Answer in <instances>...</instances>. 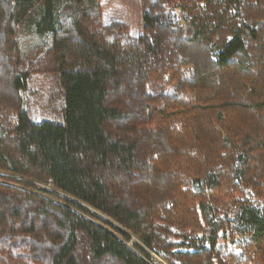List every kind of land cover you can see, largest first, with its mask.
I'll return each mask as SVG.
<instances>
[{
  "label": "trees",
  "instance_id": "trees-1",
  "mask_svg": "<svg viewBox=\"0 0 264 264\" xmlns=\"http://www.w3.org/2000/svg\"><path fill=\"white\" fill-rule=\"evenodd\" d=\"M172 1L135 38L100 0H0V264H264V0ZM20 33L59 123L24 110Z\"/></svg>",
  "mask_w": 264,
  "mask_h": 264
},
{
  "label": "rangeland",
  "instance_id": "rangeland-1",
  "mask_svg": "<svg viewBox=\"0 0 264 264\" xmlns=\"http://www.w3.org/2000/svg\"><path fill=\"white\" fill-rule=\"evenodd\" d=\"M169 6L178 14L186 10L182 0H173ZM100 8L103 25L118 22L129 28V34L132 37L136 38L142 34L141 0H100ZM20 34L19 45L20 48L23 47L21 52L19 51L20 57L36 63V65L33 64L36 68L31 70L27 87L23 92L24 110L35 122L59 123L64 96L56 73L51 72L52 62L50 59H45V49L38 45L40 40L31 37L28 33ZM228 238L229 234L220 233L219 241H227Z\"/></svg>",
  "mask_w": 264,
  "mask_h": 264
}]
</instances>
